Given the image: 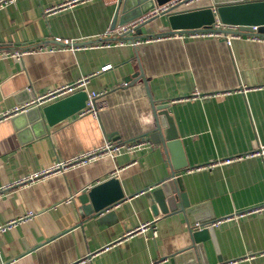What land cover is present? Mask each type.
I'll list each match as a JSON object with an SVG mask.
<instances>
[{"label":"crops","instance_id":"0c3cea01","mask_svg":"<svg viewBox=\"0 0 264 264\" xmlns=\"http://www.w3.org/2000/svg\"><path fill=\"white\" fill-rule=\"evenodd\" d=\"M121 6L13 0L0 7V186L108 143L146 139L135 151L7 190L0 225L18 222L0 233V264H176L171 259L193 246L187 209L155 214L147 193L173 172L163 144L148 139L157 129L153 102L169 104L188 163L180 178L188 201L222 220L201 229L209 232L208 264H264V41L170 34L161 16L142 27L161 38L135 45L109 33L120 26ZM26 48L33 49L8 55ZM140 67L147 84H126ZM82 80L77 92L101 94L97 115L81 110L50 127L14 113ZM111 178L125 197L89 212L87 192Z\"/></svg>","mask_w":264,"mask_h":264},{"label":"water","instance_id":"95a60500","mask_svg":"<svg viewBox=\"0 0 264 264\" xmlns=\"http://www.w3.org/2000/svg\"><path fill=\"white\" fill-rule=\"evenodd\" d=\"M167 1L170 0H121L122 6L119 24L123 25L135 21L153 11L157 5H162ZM208 2V5L205 3L202 6L187 10H175L179 6L176 5L173 10L162 13V16L164 14L166 18L169 28L168 32L170 34H180L214 30V23L220 20L223 24L238 27L241 32H252L253 27H258L257 33L264 36V0H208ZM151 20L153 19L140 23L136 29V33L131 36H125V39L133 43L136 39L162 36L159 33L144 34L142 27ZM138 80H142L145 85L147 84V80L143 78L141 67L137 73L126 78L125 83L131 86ZM87 101V93L79 91L42 107L32 104L27 107L26 113L23 112L21 114V117H26L27 123L42 120L43 117L47 125L52 127L79 113L86 107ZM153 107L157 129L149 133L148 139L156 144H163L170 157L173 172L171 178L157 184L153 190H147V193H150L148 195L150 196L151 206L155 214H165L178 211L179 204H181V210L187 209L193 221L191 228L193 227L192 237L194 244L189 249L172 258V263L182 264V260L186 258L185 256L191 255V262L189 264H208L203 253L202 243L208 240L209 232L205 229H199L195 224H208L209 220L213 222L214 215L203 212L202 208L206 207V204L191 206L188 201L187 194L180 185L181 173L188 167V163L183 153L182 143L179 140L174 119L168 110L169 104H156L153 102ZM17 118H20V116L14 118V120ZM103 191L107 192L106 196ZM124 197L125 195L120 189L119 182L111 178L106 182L97 184L87 192V198L92 205L88 211L100 213Z\"/></svg>","mask_w":264,"mask_h":264},{"label":"built area","instance_id":"2783aa9c","mask_svg":"<svg viewBox=\"0 0 264 264\" xmlns=\"http://www.w3.org/2000/svg\"><path fill=\"white\" fill-rule=\"evenodd\" d=\"M12 1L13 0H0V7L7 5ZM65 5H71V3L65 4ZM176 5H179V6L175 10H187V9H190L191 7L196 8L198 6L204 5V1L203 0H170V1H167L166 3H164L162 5L156 6V8L153 11H151L150 13L140 17L138 20H135V21H132V22H129L127 24L120 25V26H115L111 31H109V33H112L118 37L119 36L124 37V36H128V35L131 36L132 34L134 35V33H135L136 29L138 28L140 23L145 22V21L149 20L150 18H152L158 14L166 13L170 10H173ZM53 10L54 9H52V11ZM213 27H214V30L194 31V32H187V33H180V34L177 33V35L178 34L179 35L188 34L189 36L194 37V38L218 37V38L224 39L228 44H230L235 39H241L244 37L247 39H251V40L264 41V36H261L257 33L258 27H253L252 32H241L238 27L223 24L220 20H217L216 23H214ZM153 38L159 39L161 37L156 36ZM141 39H144V38H141ZM145 41H150V40L147 38ZM121 42H123V40L120 41V43ZM141 42H144V41H141L140 39H136L133 42V44L138 45ZM32 49L33 48H26V49H22V51L18 50V51L12 52V53H8V52L7 53H8V55L20 57V56L30 52ZM85 82H86V80H82L78 84H74L72 86H63L61 88H58V89L53 90L51 92H48L44 96H41L40 98H38V100L36 101V105L42 106L46 103H50V102L62 99L64 97H67L69 95H72V94L76 93L79 88H82V86L85 85ZM100 95L101 94H95V93L89 94L87 105H86L85 109L82 110L81 113L82 114L92 113L94 115H97L98 109L96 107L95 102ZM26 109L27 108H22L21 110H17L14 113H18L20 111H26ZM145 144H146L145 138H143L142 140H139L137 142H134V143L121 144V145H116V146L108 143V144L104 145L103 147H101L97 150H93V151L85 153L81 156H77L75 158H72L71 160H68L67 162L59 163V164L55 165L52 169L43 170L41 172H38V173H35L31 176L23 178L22 180H19L15 184H7L4 186H0V200L2 199L4 193L7 190H11L15 187L30 184L32 182H35L36 180H39V179L45 177L46 175H48L52 172H59L61 170H65L70 165H74V164H78V163H86V162L92 160L93 158H96L102 154H112L113 155L122 149H127L129 151H135L136 149L143 147ZM231 161H233V159L227 160V162H231ZM244 213L245 212L240 213V214H244ZM17 222H18V220H12V221L7 222L4 225H0V233L6 232L7 230L13 228L15 225H17ZM221 222H222V220H215L213 222H208V224L196 223L195 226H197L199 229H202L203 227L216 225V224H219Z\"/></svg>","mask_w":264,"mask_h":264},{"label":"rangeland","instance_id":"374dc122","mask_svg":"<svg viewBox=\"0 0 264 264\" xmlns=\"http://www.w3.org/2000/svg\"><path fill=\"white\" fill-rule=\"evenodd\" d=\"M161 16H162V14H158V15H156V16L150 18V19H156V18L161 17ZM163 16H164V14H163ZM164 17H165V16H164Z\"/></svg>","mask_w":264,"mask_h":264}]
</instances>
